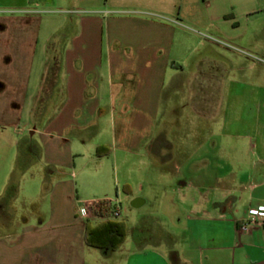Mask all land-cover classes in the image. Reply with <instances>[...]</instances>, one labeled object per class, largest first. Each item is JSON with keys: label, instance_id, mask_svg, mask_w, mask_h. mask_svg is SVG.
Segmentation results:
<instances>
[{"label": "crops", "instance_id": "1", "mask_svg": "<svg viewBox=\"0 0 264 264\" xmlns=\"http://www.w3.org/2000/svg\"><path fill=\"white\" fill-rule=\"evenodd\" d=\"M62 1L86 11L49 30L55 0H0V264H264V227L240 231L264 208V0ZM52 65L58 107L36 121ZM21 137L37 159L15 182ZM86 156L94 188L112 162L134 209L154 202L147 238L86 245L105 222L77 185Z\"/></svg>", "mask_w": 264, "mask_h": 264}, {"label": "rangeland", "instance_id": "2", "mask_svg": "<svg viewBox=\"0 0 264 264\" xmlns=\"http://www.w3.org/2000/svg\"><path fill=\"white\" fill-rule=\"evenodd\" d=\"M100 5H103L102 1ZM12 11H15V10L9 8L7 3L0 2V14L1 15L12 12ZM85 11L86 10H83L82 8L81 10L80 9L77 10L76 8H74V6H71L66 1H62V0H55L53 4H49L43 8L41 7L40 9H38L39 17L43 18L44 26L46 25V23L48 24L49 30H52L58 25H60L63 22L64 18L75 16L76 13H79V12L85 13ZM81 14L82 13L77 14V15H81ZM65 32H67V30ZM51 86H52V82L50 80L44 81L42 94L40 95L38 103L35 106V111H34L35 120L36 119L41 120L44 117L46 119L47 117L51 116L54 109L58 107L57 105L53 104L52 101L50 102L49 101L50 99L47 97V94L50 91ZM26 137H21V142H22L21 150H20V153L18 154V159H17L18 164L15 163L17 165L15 169L16 173H14L13 175V180H16L15 182H18V178L21 176L24 170L28 166H31L33 163H35L37 159L35 155H31V154L27 155L25 152L24 148H27L28 146L27 142L31 140L29 139V137L28 139H26ZM92 162H93L92 157L86 156L85 159L80 157V162L79 164H77V170H76L78 173L77 185H78V188L81 189V192L84 195H87L88 197L87 198L88 200L83 199L82 201H91L92 198H94V195H93L94 191L100 190L101 192V191H104L105 189V192H110L111 197L115 200L117 199L118 202H120L121 204V207H120L121 217L116 221L126 224V226L128 227L129 236L131 238L133 237L138 238V237H141L142 235H144L147 238L149 235L148 229L145 228L149 224L148 222L149 218L147 216L148 215L147 213H149L150 211H153V207L155 205L154 202L150 201L148 205L142 208H139V209H134L131 205V202L126 199V196L128 195L127 185L130 186L131 183L126 184L125 181H127L126 180L127 176L125 175L124 170H122L120 166L117 170L118 176L116 175L115 173L116 171H114L113 169L112 162H111V173L107 177V179H105L107 181V186L103 188L102 187L94 188L92 186V183L99 181L101 176L97 175L95 168L92 165ZM74 169L76 168L74 167ZM69 175H71V173H69ZM26 178H27L26 179L27 181L22 180L21 182L22 187L24 185L26 186L29 185L31 174H28ZM102 178L104 179L105 176H102ZM132 181H133V188H134L138 180H136V177L133 176ZM22 187L20 188V190L22 189ZM14 191H12V193H14ZM29 193H33L32 190ZM14 195L15 194H13V197H15ZM20 196L21 197L24 196V193L22 191L20 192ZM22 200L23 199L20 198V200L13 207L14 211L18 213L19 216H21L23 211L25 210L29 213L32 212L34 208L30 206L29 203L26 204V208H25L24 206H22L24 205L22 203ZM32 203H35V200ZM27 212L25 213V215L27 214ZM150 219L152 221L154 220L158 224L162 223V225H166L167 223L164 220V218L160 216H152L150 217Z\"/></svg>", "mask_w": 264, "mask_h": 264}, {"label": "trees", "instance_id": "3", "mask_svg": "<svg viewBox=\"0 0 264 264\" xmlns=\"http://www.w3.org/2000/svg\"><path fill=\"white\" fill-rule=\"evenodd\" d=\"M56 70V65L50 66L44 81L50 80L53 84ZM11 190L14 191V188ZM111 214V211L106 210L104 213L105 222L95 226L90 223L86 224L85 242L88 247L102 251L116 252L125 243L127 238V226L122 222L113 220Z\"/></svg>", "mask_w": 264, "mask_h": 264}, {"label": "built area", "instance_id": "4", "mask_svg": "<svg viewBox=\"0 0 264 264\" xmlns=\"http://www.w3.org/2000/svg\"><path fill=\"white\" fill-rule=\"evenodd\" d=\"M106 210L112 212L111 218L113 220H118L121 217L120 204L115 199L90 201L85 204V211L98 220H105L104 213ZM249 217L250 218L241 225V232H249L254 228L264 227V208L250 210Z\"/></svg>", "mask_w": 264, "mask_h": 264}]
</instances>
